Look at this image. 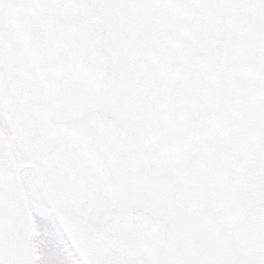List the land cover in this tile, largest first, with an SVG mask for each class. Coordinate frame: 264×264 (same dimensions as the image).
Returning a JSON list of instances; mask_svg holds the SVG:
<instances>
[{
	"label": "snow or ice",
	"instance_id": "obj_1",
	"mask_svg": "<svg viewBox=\"0 0 264 264\" xmlns=\"http://www.w3.org/2000/svg\"><path fill=\"white\" fill-rule=\"evenodd\" d=\"M0 264H264V0H0Z\"/></svg>",
	"mask_w": 264,
	"mask_h": 264
}]
</instances>
